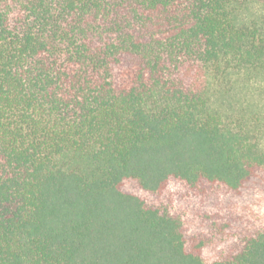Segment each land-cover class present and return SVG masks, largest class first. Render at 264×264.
Here are the masks:
<instances>
[{
    "label": "trees",
    "instance_id": "obj_1",
    "mask_svg": "<svg viewBox=\"0 0 264 264\" xmlns=\"http://www.w3.org/2000/svg\"><path fill=\"white\" fill-rule=\"evenodd\" d=\"M0 264H264V0H0Z\"/></svg>",
    "mask_w": 264,
    "mask_h": 264
}]
</instances>
